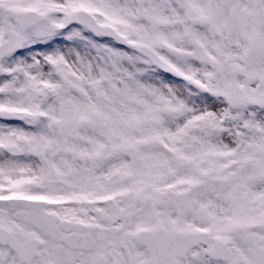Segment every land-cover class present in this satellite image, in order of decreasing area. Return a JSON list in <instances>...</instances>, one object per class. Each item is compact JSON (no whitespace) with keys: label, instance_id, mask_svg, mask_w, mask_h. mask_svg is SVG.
Here are the masks:
<instances>
[{"label":"snow or ice","instance_id":"6c2138e0","mask_svg":"<svg viewBox=\"0 0 264 264\" xmlns=\"http://www.w3.org/2000/svg\"><path fill=\"white\" fill-rule=\"evenodd\" d=\"M0 264H264V0H0Z\"/></svg>","mask_w":264,"mask_h":264}]
</instances>
